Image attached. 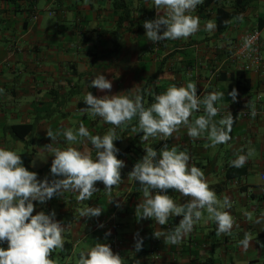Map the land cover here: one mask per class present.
<instances>
[{"label": "crops", "instance_id": "0c3cea01", "mask_svg": "<svg viewBox=\"0 0 264 264\" xmlns=\"http://www.w3.org/2000/svg\"><path fill=\"white\" fill-rule=\"evenodd\" d=\"M248 1L204 0L193 13L200 17L199 32L187 40L154 43L143 27L144 21L156 18L152 0H0V147L17 151L24 167L36 172L39 180L62 178L51 174L54 155L46 146H68L62 136L52 142L46 134L48 128L78 129L82 121L93 135H103L112 127L82 111L88 91L97 97L121 92L142 95L147 81L158 73L149 88L151 95L191 80L197 83L198 95L224 92V100L217 104L221 116L230 111L235 119L232 139L215 149L206 148L205 139H190L185 128L166 141L157 137L145 144L143 133H132L131 126L116 129L121 137L114 141L117 158L125 166L111 202L102 182L95 185L97 193L81 203L75 198L77 193L57 195L44 204L33 202V215L55 212L54 219L66 229L64 251L52 256L58 264H75L79 251L97 242L108 244L124 257L125 264H264V62L257 72L245 71L233 59L237 47L254 29L261 31L264 56V0ZM236 5L245 8L243 23H233L223 33L217 27L204 30L206 21L216 23L219 8L234 11ZM98 74L112 82L111 92L89 86ZM233 88L237 102L228 96ZM248 102L255 105V118L246 107ZM200 114L202 109L195 115ZM15 125L34 128L21 140L9 130ZM165 144L187 149L190 163L204 171L217 195L229 197V211L238 224L231 235L217 237L215 223H201L181 244L166 245L154 232L170 230L182 217H173L165 226L136 217L143 196L139 182L129 180L128 174L145 155L144 146L159 152ZM87 147L95 158L90 142ZM248 147L255 148V157L242 168L231 167L229 162ZM167 194L185 202L173 190ZM85 206L101 207L102 214L80 217L77 209ZM247 213H252L253 221L247 219ZM258 219L261 222L255 223ZM246 231L253 236L247 250L238 243ZM137 232L143 239L139 252L134 247Z\"/></svg>", "mask_w": 264, "mask_h": 264}, {"label": "clouds", "instance_id": "9594fccd", "mask_svg": "<svg viewBox=\"0 0 264 264\" xmlns=\"http://www.w3.org/2000/svg\"><path fill=\"white\" fill-rule=\"evenodd\" d=\"M203 3L204 0H152L156 18L143 23L147 39L159 43L187 40L194 36L200 31V17L193 13ZM243 21L241 13L224 21V24L228 26ZM216 27L215 21L209 20L204 30L211 32ZM252 43L245 37L243 47L254 50ZM89 86L101 92H111L112 82L105 75L98 74ZM122 93L97 97L88 91L83 98L86 105L83 112L112 126L103 135H93L82 121L78 129H47L46 134L52 142L62 136L68 144L64 148L52 147L53 143L46 146L54 155L51 174L61 179L49 181L45 177L39 180L36 172L24 167L17 151L0 147V244H7L6 248L0 247V264H58L52 256L54 252L64 251L66 229L54 219L55 212L46 215L41 211L33 215V202L44 204L54 196L77 193L75 198L81 203L97 193V182L103 183L104 192L111 202L112 190L122 183L121 169L125 166L124 161L117 158L119 149L114 141L121 137L116 129L131 126L132 133H143V144L157 137L166 141L181 128L187 129V136L192 140H207L206 148L215 149L232 139L230 134L235 119L230 111L221 116V107L217 106L224 100L222 91L205 92L201 96L197 94V83L189 80L182 86L169 85L164 92L154 95V102L149 106L140 94L128 96ZM237 95L235 88L228 93L233 102H237ZM246 107H250V114L255 118V105L248 102ZM201 109L203 114L195 115ZM218 116L220 118L216 119ZM88 142L95 150V158L87 147ZM78 144L83 145V149L74 146ZM144 151L145 155L128 174L129 180L139 182L138 191L143 196L135 209L136 217L153 219L160 226L167 225L173 217H182L170 230L155 231L156 238L163 237L166 245H179L196 225L209 222L215 223L217 237L232 234L238 224L229 211L231 200L217 195L204 171L190 163L192 157L187 149L180 150L178 146L165 144L159 152L150 145L144 146ZM255 155L253 147H248L246 153L241 149L229 162L230 166L242 168ZM168 190L179 193L185 202H178L167 194ZM77 211L80 217H99L102 214L101 207L85 206ZM246 216L253 221L252 213ZM261 219H264V214ZM254 222L260 223L261 220ZM134 239L135 250L139 252L143 239L138 232ZM251 241L252 233L246 231L238 243L247 250ZM75 264H125V259L114 253L108 244L97 242L80 250Z\"/></svg>", "mask_w": 264, "mask_h": 264}, {"label": "trees", "instance_id": "16d2710c", "mask_svg": "<svg viewBox=\"0 0 264 264\" xmlns=\"http://www.w3.org/2000/svg\"><path fill=\"white\" fill-rule=\"evenodd\" d=\"M250 1V0H249ZM248 1V2H249ZM208 3V2H207ZM240 7H238V5H236L235 10L234 11H228L225 10L223 7L219 8L217 10L216 13V25H217V29L219 33H223L227 27L224 24V21L226 20H231L233 17L243 13L244 11V7H242L241 9H238ZM125 14L127 15V12H125ZM120 20H124V19H120ZM119 28H120V24H119ZM158 76V73L153 75L145 84V86L143 87V92H142V96L144 97V100L146 101V105L147 104H151L154 101V95H156L157 92H154L153 95H151V92H149V88L150 86L153 84V82L155 81L156 77ZM148 96V98H147ZM34 128V125H15V126H11L10 127V131L11 133L18 139H23L24 136H26L28 133H30Z\"/></svg>", "mask_w": 264, "mask_h": 264}, {"label": "built area", "instance_id": "2783aa9c", "mask_svg": "<svg viewBox=\"0 0 264 264\" xmlns=\"http://www.w3.org/2000/svg\"><path fill=\"white\" fill-rule=\"evenodd\" d=\"M246 37L253 41L252 47L254 50L245 49L242 42L237 47L233 59L235 62L242 64L243 70L257 72L261 69L264 62L261 31L259 29H254Z\"/></svg>", "mask_w": 264, "mask_h": 264}]
</instances>
